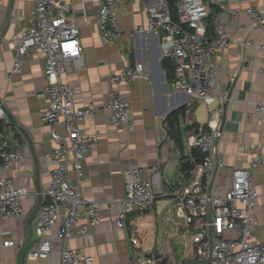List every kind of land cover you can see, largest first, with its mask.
I'll use <instances>...</instances> for the list:
<instances>
[{
  "label": "crops",
  "instance_id": "1",
  "mask_svg": "<svg viewBox=\"0 0 264 264\" xmlns=\"http://www.w3.org/2000/svg\"><path fill=\"white\" fill-rule=\"evenodd\" d=\"M152 0L124 3L120 21L124 36L113 45L101 40L97 24L101 0H71L69 19L80 26L85 66L72 71L61 80L74 91V106H92L95 113L81 126L84 134L98 140L96 149L88 152L84 161L83 196L100 204V224L89 237H79L70 243L77 253L93 258V264H173L195 259V227H187L177 217L176 191L186 184L187 174L181 170L184 158L195 160L194 138L209 130L211 116L207 108L187 95L177 92L173 84L172 65L166 57L163 33L133 35L139 27L148 25V4ZM210 6L212 21H223L230 35V46L216 50L218 81L228 100L224 105L221 137L217 144L219 158L225 167L215 178L216 194H224L231 186L233 168L251 169L259 194L255 208L257 227L254 235L264 241V165L256 169L252 159L264 154V53L258 45L264 43V26H255L247 12L249 7L264 13V0H205ZM34 0H0V100L5 111L0 125L22 149L21 162L10 171L9 178L17 187L27 188L21 198L24 215L8 220L0 218V264H61L62 243L57 239L62 219L44 236L51 239L52 253L47 259L30 260L28 253L40 241L37 234L38 207L44 200L56 161L48 158L57 147L51 138L55 129L44 122V70L46 56L32 48L22 59L21 70L12 74L15 49L8 41L23 38L30 28V11ZM236 17V18H235ZM252 47L243 44L244 39ZM147 62L150 80L122 85L119 92L133 110V131L115 127L109 122V81L126 64ZM191 103V105H189ZM173 126L168 116L181 110ZM259 148V150L257 149ZM141 167L150 178L158 171L166 195L156 200L155 209L147 214L128 218V231L118 228L129 171ZM70 164V176L76 184ZM77 231L80 229L77 228ZM139 240L134 246L131 236ZM11 241L4 246V241ZM29 249L23 258L25 248ZM159 253L162 258H149Z\"/></svg>",
  "mask_w": 264,
  "mask_h": 264
},
{
  "label": "built area",
  "instance_id": "2",
  "mask_svg": "<svg viewBox=\"0 0 264 264\" xmlns=\"http://www.w3.org/2000/svg\"><path fill=\"white\" fill-rule=\"evenodd\" d=\"M133 1L101 0L97 24L104 44L113 45L123 38L120 10L124 3ZM176 2L178 22L172 17L168 0H152L148 4L147 27H139L132 33H163L164 45L168 47L166 57L174 68L176 91L199 101L211 116L209 130L199 132L193 142L201 161H193L194 167L187 174L186 184L175 193L177 217L182 218L187 227H195L197 233L195 259L173 264H264V241L257 240L254 235L257 227L255 208L259 199L254 173L251 169L233 168L230 188L224 194H216L219 186L215 178L225 167L218 156L217 144L228 96L218 81L214 56L216 50L224 51L230 46V35L220 19L214 21L213 34H207L211 11L205 0ZM71 10V0H34L27 34L15 42L8 41V45L16 52L12 74L20 72L22 59L32 48H39L45 54V108L41 118L55 128L51 138L57 142L53 153L47 155L57 166L50 173V186L37 215L40 241L30 250L28 258L38 260L51 256L52 242L44 234L62 219L57 234L62 243L61 264H93L92 257L70 247L73 240L89 237L91 230L100 224V204L85 199L81 190L85 180V156L98 146L96 137L82 133L81 126L95 110L92 106L76 109L73 89L61 80L62 76L85 66L80 26L69 19ZM247 12L253 25L264 26V13L258 8L249 7ZM243 44L248 48L253 46L249 38L244 39ZM258 47L264 53V43ZM261 71L264 74V65ZM150 79L149 64L140 61L135 65L126 64L119 73L111 75L107 109L112 125L133 131L132 105L122 97L119 87ZM258 109L262 113L264 103ZM4 111V101L0 100V121ZM22 158L19 143L0 125V218L4 220L24 215L21 198L28 193L27 188L15 186L8 176ZM70 164L76 184L70 176ZM260 165H264V154L252 159L253 169ZM145 174L141 167L129 171L118 222L120 229L128 231L127 221L131 215L153 212L156 200L167 194L158 171L151 172L150 178ZM130 239L134 246L139 244L134 235ZM10 243L4 241V246ZM136 264L143 263L137 259Z\"/></svg>",
  "mask_w": 264,
  "mask_h": 264
},
{
  "label": "trees",
  "instance_id": "3",
  "mask_svg": "<svg viewBox=\"0 0 264 264\" xmlns=\"http://www.w3.org/2000/svg\"><path fill=\"white\" fill-rule=\"evenodd\" d=\"M169 1V4H170V9H171V13H172V17L174 19V21L178 22L179 21V16H178V6H177V2L176 0H168ZM213 15H210L207 19V21L209 20L212 21L213 19ZM209 22L208 23V31H207V34L209 36H211L213 34V29H214V26L211 25ZM214 24V23H213ZM170 65H171V62L169 61ZM172 73H173V78H174V68L172 66ZM182 113V109L181 110H177L173 113H171L169 116H168V122L171 126H173L175 124V122L177 121L179 115ZM201 161V155L199 154L198 151H196V154H195V162H200ZM194 167V162L192 160H190L189 158H184L181 162V170L188 174L189 171Z\"/></svg>",
  "mask_w": 264,
  "mask_h": 264
},
{
  "label": "water",
  "instance_id": "4",
  "mask_svg": "<svg viewBox=\"0 0 264 264\" xmlns=\"http://www.w3.org/2000/svg\"><path fill=\"white\" fill-rule=\"evenodd\" d=\"M40 207H41V204H40V206L38 207V210L40 209ZM29 246H30V244H28V246L25 248V250H24V253H23V258L25 257V255H26V253H27V251H28V249H29ZM153 256L156 258V259H159V258H162V255H160L159 253H154V254H150V255H148V257L149 258H153ZM167 259L166 258H162V261H166Z\"/></svg>",
  "mask_w": 264,
  "mask_h": 264
}]
</instances>
